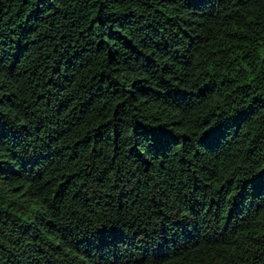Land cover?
Returning a JSON list of instances; mask_svg holds the SVG:
<instances>
[{
	"label": "trees",
	"instance_id": "trees-1",
	"mask_svg": "<svg viewBox=\"0 0 264 264\" xmlns=\"http://www.w3.org/2000/svg\"><path fill=\"white\" fill-rule=\"evenodd\" d=\"M0 264H264V0H0Z\"/></svg>",
	"mask_w": 264,
	"mask_h": 264
}]
</instances>
